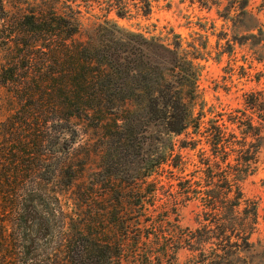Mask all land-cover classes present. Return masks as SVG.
<instances>
[{
	"label": "trees",
	"instance_id": "16d2710c",
	"mask_svg": "<svg viewBox=\"0 0 264 264\" xmlns=\"http://www.w3.org/2000/svg\"><path fill=\"white\" fill-rule=\"evenodd\" d=\"M75 15L68 7L67 15L39 10L13 19L0 0V33L13 28L6 40H15L19 59L0 70V85L11 88L19 106L1 124L0 264H120L128 242L136 258L142 240L136 233L148 226L155 192L148 184L149 197L136 196L138 180L147 182L170 163L173 138L199 129L191 60L107 20L94 29L96 43L78 42ZM163 54L172 57V67L155 64ZM85 123L114 141L98 152V171L89 170L87 152V159L78 154V128ZM137 127L147 134L140 145ZM205 134L204 190L187 189L186 201L201 204L222 232L208 239L215 244L195 238L200 257L193 264H221L218 252L248 248L256 225V205L239 184L254 172L258 146L248 138L259 133L241 131L239 139L211 121ZM218 161L225 165L220 206L217 179L209 173ZM109 193L116 197L108 199ZM128 195L138 199L135 205H128ZM200 231L210 229L195 234Z\"/></svg>",
	"mask_w": 264,
	"mask_h": 264
},
{
	"label": "rangeland",
	"instance_id": "374dc122",
	"mask_svg": "<svg viewBox=\"0 0 264 264\" xmlns=\"http://www.w3.org/2000/svg\"><path fill=\"white\" fill-rule=\"evenodd\" d=\"M3 1L8 18L13 19L22 13L39 10L45 14L55 10L67 15L69 7L79 20L75 23L79 34L74 38L78 42L96 43L94 29L107 20L170 50L176 49L180 57L193 63L196 79L194 120L199 129L196 134L189 130L173 138L170 163L147 182L138 180L136 188L140 195H135L145 199L149 197L147 185L153 184L154 207L144 218L148 226L136 233L142 236L139 248L135 249L138 256L134 258L132 242H128L120 264H193L200 257L199 252H195V238L198 243H204L221 234L212 216L205 215L198 202L186 201L191 195L185 194L187 189L190 193L200 188L204 190L206 170L203 164L209 156L205 129L210 127L211 121L225 125L228 132L239 139L241 131L250 135L259 133L258 138H248L258 146L254 172L239 184L245 199L256 205L257 220L249 246L238 252H218V255L222 257L221 264H264V0ZM12 31L13 28L8 27L0 33V70L11 66L12 62H19L15 40H11L12 37L6 40ZM154 59L155 64L158 61L163 67H172V57L168 54H163L161 60ZM11 91L0 85V137L1 124L19 108ZM248 122L257 132L246 129ZM78 129L77 143L83 147L78 154L87 159L84 155L87 152L89 170L98 171L101 166L98 152L103 151L104 142L114 141L107 137L106 130L92 128L90 123L80 124ZM145 131V128H136V144L144 142ZM218 163L219 167L209 173L217 179L219 199L215 203L220 206L221 172L225 165L221 161ZM103 194L95 190L96 199ZM111 196L116 197L109 193L108 199ZM133 197L126 196L128 205L137 203L138 199ZM65 203L70 207V201L65 200ZM203 228L210 232L195 234ZM149 257L151 263L146 262Z\"/></svg>",
	"mask_w": 264,
	"mask_h": 264
}]
</instances>
